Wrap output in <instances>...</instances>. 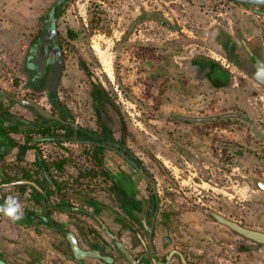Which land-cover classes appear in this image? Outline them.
<instances>
[{"label": "rangeland", "instance_id": "rangeland-1", "mask_svg": "<svg viewBox=\"0 0 264 264\" xmlns=\"http://www.w3.org/2000/svg\"><path fill=\"white\" fill-rule=\"evenodd\" d=\"M53 8L52 32L62 58L58 96L68 104L75 124L85 121L97 129L90 91L100 84L105 111L117 126L113 138L125 141L139 158L157 190L171 201L168 206L176 204L172 194L177 190L193 206L223 212L228 192L235 195L233 190L242 189L244 181L264 182V88L232 68L231 88L213 89L198 77L192 63L201 56L227 66L214 40L224 32L216 30L238 27L244 31L243 40L264 41L260 8L225 0H0L2 90L15 89L21 48L43 34ZM143 11L160 14L165 22L138 20ZM32 99L46 105L43 96ZM227 112L243 114L244 122L181 121ZM51 146L41 144L40 151H56ZM245 198L249 197L231 201L244 205ZM255 202L247 203L243 223L253 225L250 215L264 211V203ZM230 205L237 214L240 205ZM186 213L183 219L189 227L210 220L205 214ZM22 241L28 242L29 251L0 246V259L32 263L35 252L47 264L46 254L51 255L47 243L35 251V244L42 241L26 237Z\"/></svg>", "mask_w": 264, "mask_h": 264}, {"label": "flooded vegetation", "instance_id": "flooded-vegetation-1", "mask_svg": "<svg viewBox=\"0 0 264 264\" xmlns=\"http://www.w3.org/2000/svg\"><path fill=\"white\" fill-rule=\"evenodd\" d=\"M59 4H61L60 1L56 6ZM249 7L260 8L258 17L264 19V3ZM53 9L55 10V8ZM216 31L224 32L217 33L214 40L227 63V66H222V63L216 62L229 75L226 89L233 85L231 73L234 72L230 70L232 68L236 72L244 73L252 80H254L253 75L258 71V66L264 71V41H262V37L243 40L241 32L244 31L238 27ZM54 49L58 48L55 46L53 32L48 35L45 29L35 42H29L23 49L21 48V55L16 60L17 63L19 62L17 65L18 71L20 70V74L17 75L19 81L12 84L15 85V89L7 92L0 88V116L5 114L19 116L22 122L27 124L25 125L27 126L26 143L29 142L36 146L38 143L41 145L44 142H49L52 143L51 147L54 150H61L67 155L68 153L76 156L80 154L91 158V161L94 162L93 166L97 168L94 169V173L97 174V185L102 181L104 185L110 186L107 193L114 194V221L120 223L122 229L126 231V233H121L125 234L123 237L128 239L126 245L128 249H120L118 242H114L113 245L103 242L101 246H98V249H92L94 244L88 245L86 248L97 251L88 257L81 255L84 252H79L77 245H73V247L70 246L72 247L71 256L75 260L95 257L105 264H131L125 254L127 253L137 264H147L160 250L163 256L162 261L156 260L153 264H168L172 259L176 262L175 264L180 262L187 264L186 260L196 249L190 242L193 241L197 232L192 231L193 227L186 225L183 219L184 214L189 211V214L192 215L193 213L196 215L205 214L206 217L209 216L218 224L220 223L207 208L193 206L177 190H174L176 194H172L176 204L167 205L171 201L165 195L162 199L163 196L157 190L153 177L143 167L139 158L130 152L125 141L122 139L118 141L115 135L113 138L111 133L117 131V126L110 121L111 116L107 110L105 111L99 100L102 95L96 91V88L90 92L98 119L97 129L88 127L85 121L75 124L68 104L64 103L57 94L61 70L60 73L56 72V59L59 54ZM59 56L61 57V55ZM33 96L45 97L46 105H39L32 99ZM25 102L40 106L51 117L40 114ZM215 118L214 121L240 120L244 122V115L238 112H227ZM70 128L73 129V136L70 135ZM47 129L46 135L40 134ZM40 136H45V138ZM74 151L77 154H73ZM112 163L114 164V178L111 175L112 169L107 166ZM164 202L165 204H163ZM172 213L175 215L173 216ZM176 219L178 220L176 221ZM174 223L176 224L174 225ZM254 245L264 248L262 245ZM106 249L109 253L105 252ZM150 249L154 251L150 252ZM112 253L121 255L112 260H102V257L113 256ZM38 257L39 255L34 252L31 255L32 263L22 261L20 264H43ZM75 262L81 263V260Z\"/></svg>", "mask_w": 264, "mask_h": 264}, {"label": "crops", "instance_id": "crops-1", "mask_svg": "<svg viewBox=\"0 0 264 264\" xmlns=\"http://www.w3.org/2000/svg\"><path fill=\"white\" fill-rule=\"evenodd\" d=\"M181 121L187 124L193 123L186 121L185 118H181ZM25 125L27 124L23 123L19 116L8 114L0 116V205L4 204L5 199L11 195L17 197L23 207V216L19 221L14 222L4 214H0V230L3 232H0V242L17 243L22 248L18 247V249L25 251H29V248L28 242L22 241L23 237L42 241L35 244V251H40L41 243L44 246L47 243V251L51 253V255L46 254L47 264H54L53 262L56 261L60 264V261L67 262V259L72 261V264H83V262L105 264L95 257L79 258L81 263L75 262L78 260L71 256L73 244L77 245L79 252H84L83 256L88 257L91 253L97 252L86 248L88 245L94 244L92 249H98L103 242L111 245L118 242L120 249H128L126 247L128 239L121 233L126 231L122 229L120 223L114 221V194L107 193L110 186L104 185L102 181L97 185V174L94 173V169L97 168L93 166L92 159L78 155L76 151L73 154L77 156L69 153L67 155L57 149L54 152L53 150H48L47 153L40 152L39 143L36 146L26 143L27 126ZM44 143L51 146L49 142ZM107 166L112 169L113 177L114 164ZM224 176L230 179L229 175ZM242 177L247 179L245 176ZM209 182L212 183L213 180ZM259 183L264 182L244 181L245 186L242 189L233 190L235 195L228 192L227 208H223V212L206 207L212 214H218L243 227L264 232L263 210L256 216L250 215L249 219L253 225L241 221L245 219L242 214L249 212L245 210L247 203L254 201L264 203V190ZM5 185L8 187H4ZM21 185H26V188L19 187ZM29 186L36 192L29 190ZM243 196L249 197L244 200L245 206L237 200L231 201V198L237 199V197L243 201L241 200ZM230 203L240 205L237 214L232 212L236 207L231 206ZM209 219L203 221L201 226L196 225L192 228V231L198 233L190 242L196 249L186 260L187 264H264L263 247L255 246L212 218ZM31 247L33 250V246ZM152 251L154 250L150 249V252ZM105 252L109 253L107 249ZM112 254L113 256L102 257V260H112L121 255ZM162 257L158 250V254L147 264H153L156 260L160 262ZM175 263L174 259L168 262V264Z\"/></svg>", "mask_w": 264, "mask_h": 264}, {"label": "water", "instance_id": "water-1", "mask_svg": "<svg viewBox=\"0 0 264 264\" xmlns=\"http://www.w3.org/2000/svg\"><path fill=\"white\" fill-rule=\"evenodd\" d=\"M225 1L230 2V3H234V4H242V5H249V6H257V5L264 3V0H225ZM53 23H54V9H52V11L48 17V21L46 23V33L48 35L52 32ZM55 51L60 55L58 49H56ZM59 55L56 59V66H57L56 72H58V73H60V70L62 67V59ZM257 69H258V71L253 75V78L258 84H260L261 86L264 87V71L260 66H258ZM25 104L32 106L40 114H42L46 117H51L50 114L48 112H46L44 109H42L40 106H38L34 103H29V102L28 103L25 102ZM185 119L190 121V122L191 121L197 122V121H214L216 118L210 117V118H202V119H189V118H185ZM259 186L264 190V183H259ZM213 216L216 218V220L221 225H223L224 227L229 229L232 233L236 234L238 237H240L242 239H246L248 241H251L254 244L264 246V232H260L257 230H253V229L243 227L240 224H238L237 222L227 220L218 214H213ZM75 251L77 252V250H75ZM125 254L127 255L131 264H137L129 254H127V253H125ZM81 255H83V254L81 253ZM0 264H7V263L0 260Z\"/></svg>", "mask_w": 264, "mask_h": 264}, {"label": "trees", "instance_id": "trees-1", "mask_svg": "<svg viewBox=\"0 0 264 264\" xmlns=\"http://www.w3.org/2000/svg\"><path fill=\"white\" fill-rule=\"evenodd\" d=\"M145 18L147 20H150V21L154 20L158 24H162V21L165 22L164 18H162V16L160 14H157V13L151 14V13H147V12L143 11L142 16H140V18L138 20L142 21ZM138 20H136V22H139ZM172 43L176 44L177 41H173ZM192 63H193V66L195 67V70H196L195 72L197 73L198 77L207 80L213 89H224L225 86H227L229 75L215 61L211 60L210 58H204V57L199 56V57L194 58L192 60ZM95 88H96V91L98 93H101V95H102V97L99 100L101 101V103L104 107L107 103V102H104L106 100L105 91L102 88V86H100V84L99 85L96 84ZM69 130L71 133L70 135L73 136V133H72L73 129L70 128ZM47 132H48V129L44 130L40 134L46 135L45 133H47ZM40 137L45 138V136H40ZM47 138H50V137H47ZM42 167H43V164H42ZM19 187L26 188V185H21ZM28 188H29V190L32 189L34 192H36V190L33 189L31 186H29ZM12 245H14L13 247L18 248L17 244H12L11 242H8V241H1L0 242V246H5L9 249L12 248Z\"/></svg>", "mask_w": 264, "mask_h": 264}, {"label": "clouds", "instance_id": "clouds-1", "mask_svg": "<svg viewBox=\"0 0 264 264\" xmlns=\"http://www.w3.org/2000/svg\"><path fill=\"white\" fill-rule=\"evenodd\" d=\"M4 187H8V185ZM0 213L14 222L19 221L23 216V207L17 197L10 195L5 199L4 204L0 205Z\"/></svg>", "mask_w": 264, "mask_h": 264}]
</instances>
